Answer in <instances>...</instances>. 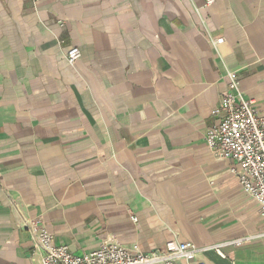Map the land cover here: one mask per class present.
<instances>
[{
    "label": "crops",
    "instance_id": "obj_1",
    "mask_svg": "<svg viewBox=\"0 0 264 264\" xmlns=\"http://www.w3.org/2000/svg\"><path fill=\"white\" fill-rule=\"evenodd\" d=\"M203 3L0 0V264L40 262L28 219L76 255L264 264L258 204L205 143L229 72L264 115V0Z\"/></svg>",
    "mask_w": 264,
    "mask_h": 264
},
{
    "label": "built area",
    "instance_id": "obj_2",
    "mask_svg": "<svg viewBox=\"0 0 264 264\" xmlns=\"http://www.w3.org/2000/svg\"><path fill=\"white\" fill-rule=\"evenodd\" d=\"M213 2L204 0L203 4L208 6ZM222 41V38L211 40L214 45ZM80 56V48L72 46L66 53V60L73 65ZM228 77L226 93L211 111L216 120L206 132L205 143L215 158L227 157L234 161L229 170L238 178L243 191L258 204L263 221L259 236L264 238V115L251 99L243 96L236 75L229 72ZM132 219L136 220L135 217ZM23 228L41 251L38 264H175L179 260L186 264H205L196 260L201 249L188 241L170 240L162 249L142 252L131 251L118 241L109 240L93 251L76 255L67 245L55 243L53 235L40 220H25Z\"/></svg>",
    "mask_w": 264,
    "mask_h": 264
}]
</instances>
